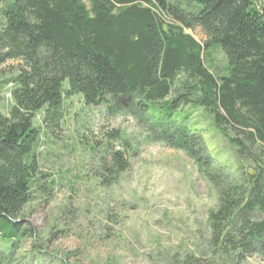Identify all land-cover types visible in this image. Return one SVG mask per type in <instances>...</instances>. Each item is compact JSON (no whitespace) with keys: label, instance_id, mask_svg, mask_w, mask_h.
Returning <instances> with one entry per match:
<instances>
[{"label":"trees","instance_id":"trees-1","mask_svg":"<svg viewBox=\"0 0 264 264\" xmlns=\"http://www.w3.org/2000/svg\"><path fill=\"white\" fill-rule=\"evenodd\" d=\"M186 1L0 0V68L16 64L0 72V264H15L24 240L37 238L22 213L55 185L42 174L37 116L57 127L74 96L109 114L134 104L152 134L192 157L218 192L212 244L234 260L264 256V0ZM187 30H201L204 46ZM209 50L224 56L218 74L205 66ZM190 106L211 117L238 159L259 166L256 176L230 183L225 167L211 172L215 158L182 111ZM115 138L121 149L106 145L102 187L129 168L128 141ZM36 248L33 261L46 264Z\"/></svg>","mask_w":264,"mask_h":264},{"label":"rangeland","instance_id":"rangeland-1","mask_svg":"<svg viewBox=\"0 0 264 264\" xmlns=\"http://www.w3.org/2000/svg\"><path fill=\"white\" fill-rule=\"evenodd\" d=\"M182 2L186 7L187 1ZM186 33L204 46L201 30ZM207 56L204 63L211 73L224 70L219 50H209ZM13 67L9 63L0 72L10 74ZM182 111L202 138L205 155L215 158L211 172L225 167L230 183L257 175L259 166L238 159L201 108ZM143 117L134 104L109 114L106 106L87 107L79 96L65 100L57 127H46L43 114L37 116L42 174L55 185L51 196L35 198L22 213V222L38 236L24 240L15 264H37L33 242L44 251L40 258L46 264L68 254L67 264H183L189 258L197 260L194 264H264L261 253L234 260L212 244L209 218L218 208V192L197 162L154 136ZM115 137L128 141L129 168L117 183L102 187L96 181L110 153L106 145L121 149ZM252 220L261 221V213L255 212ZM0 251L5 253L1 246Z\"/></svg>","mask_w":264,"mask_h":264}]
</instances>
